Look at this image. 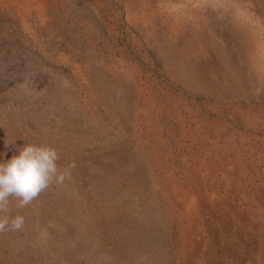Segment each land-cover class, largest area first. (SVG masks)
I'll return each mask as SVG.
<instances>
[{
  "label": "rangeland",
  "instance_id": "obj_1",
  "mask_svg": "<svg viewBox=\"0 0 264 264\" xmlns=\"http://www.w3.org/2000/svg\"><path fill=\"white\" fill-rule=\"evenodd\" d=\"M26 144L68 175L0 264H264V0H0V163Z\"/></svg>",
  "mask_w": 264,
  "mask_h": 264
},
{
  "label": "clouds",
  "instance_id": "obj_2",
  "mask_svg": "<svg viewBox=\"0 0 264 264\" xmlns=\"http://www.w3.org/2000/svg\"><path fill=\"white\" fill-rule=\"evenodd\" d=\"M58 160L56 149L26 144L18 155L0 163V233L25 226L23 216H12V201L16 208H25L53 183H63L68 172L60 171Z\"/></svg>",
  "mask_w": 264,
  "mask_h": 264
}]
</instances>
